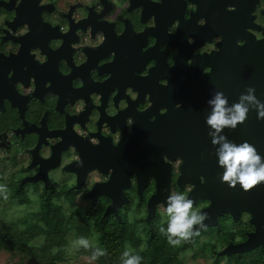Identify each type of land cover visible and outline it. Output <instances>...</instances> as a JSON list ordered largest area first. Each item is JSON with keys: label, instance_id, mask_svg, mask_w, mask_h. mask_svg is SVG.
Masks as SVG:
<instances>
[{"label": "flooded vegetation", "instance_id": "obj_1", "mask_svg": "<svg viewBox=\"0 0 264 264\" xmlns=\"http://www.w3.org/2000/svg\"><path fill=\"white\" fill-rule=\"evenodd\" d=\"M262 39L264 0H0V167L8 192L21 191L33 204L101 206L104 214L111 200L100 195L93 203L88 195L109 180L113 160L153 138V126L165 125L153 118L184 107L188 95L208 109L220 45ZM180 164L179 156L171 163L170 193L188 196L192 186L177 183ZM127 184L118 215L140 206L150 225L154 181L141 199L134 174ZM208 204L198 200L193 210ZM166 207L158 204L156 213L166 215ZM250 220L246 211L236 219L225 213L182 241L183 253L199 244L214 264H227L264 251L220 255L254 232Z\"/></svg>", "mask_w": 264, "mask_h": 264}, {"label": "water", "instance_id": "obj_2", "mask_svg": "<svg viewBox=\"0 0 264 264\" xmlns=\"http://www.w3.org/2000/svg\"><path fill=\"white\" fill-rule=\"evenodd\" d=\"M248 87L255 88L257 99L264 103V39L241 48L234 44L220 45L219 52L213 55V95L217 91L223 92L231 106L239 102L240 95L246 94ZM209 98L211 96H208ZM184 103V107L170 111L154 121L165 125L153 126V138L143 137L141 148L132 147L121 152V156L113 160L111 167L114 170L109 180L104 184L94 185L88 196L93 198V203L97 196H107L111 204L107 206L103 216L112 214L118 218V210L128 201L122 190L128 187L129 176L134 174L136 177L140 199L149 179L152 178L155 191L149 197L146 207V222L149 223L156 214L158 204L167 206L171 163L179 156L181 164L177 183L179 186H192L187 197L194 201V205L198 200L208 201V206L201 210L209 217L204 222L207 227L215 226L217 219L225 213L234 219L242 211L251 216L250 222L255 227L254 232L248 235L245 242L235 246L229 245L220 255L250 252L257 247L264 248V184L257 185L245 193L239 185L231 189L221 182L220 177L224 170L218 164V146H213L212 143L210 146V129L206 125L209 106L208 109L197 106L195 95H188ZM222 134L230 142H248L254 145L264 157V120L257 119L255 110L249 111L244 124L238 125L235 130L226 128ZM204 139L207 144L200 148V142ZM162 151L166 152V161L161 158ZM199 151L204 152L202 159ZM197 229L202 230L199 226Z\"/></svg>", "mask_w": 264, "mask_h": 264}, {"label": "trees", "instance_id": "obj_3", "mask_svg": "<svg viewBox=\"0 0 264 264\" xmlns=\"http://www.w3.org/2000/svg\"><path fill=\"white\" fill-rule=\"evenodd\" d=\"M0 181L2 176L0 175ZM12 200L19 205L27 206L31 201L21 191L11 189L9 191ZM140 207V206H139ZM132 209L129 206L124 212L116 217L103 216V207L97 208L74 207L67 215L62 207L54 203L50 198L48 201L40 202L37 212L31 213L27 219L9 225H20L22 228L5 230L0 227V251L23 252L32 256L29 243L38 235L44 237L45 247H41L40 255L56 247L57 250L50 252L46 264H57L63 256V248L66 237L72 233L76 238L81 236L95 241L96 245L105 250L106 255L93 261L95 264H122V254L126 245L130 246L133 254L141 257L140 264H183L178 258L187 246L181 242L178 246L168 243L167 236L159 231L160 227H167V221H161L156 216L146 224L141 217L140 208ZM133 217L129 218L130 214ZM162 222V223H161ZM78 253L90 256V250L78 249ZM37 256V255H36ZM264 251L262 249L249 254L246 260H230L227 264H263Z\"/></svg>", "mask_w": 264, "mask_h": 264}, {"label": "clouds", "instance_id": "obj_4", "mask_svg": "<svg viewBox=\"0 0 264 264\" xmlns=\"http://www.w3.org/2000/svg\"><path fill=\"white\" fill-rule=\"evenodd\" d=\"M191 41L192 39L189 38V42ZM204 74H206V69H204ZM210 74L211 72H208L206 75ZM255 91V88L248 87L246 94L240 95L239 102L231 106L223 92H215L208 100L211 111L206 116V125L210 129L208 135L212 145L218 146L216 149L218 164L224 170L220 177L221 182L231 189L239 185L245 193L250 192L257 185L264 184V157L258 153L254 145L248 142L240 144L230 142L222 133L226 128L235 130L238 125L244 124L250 110L256 111L258 120H264V103L257 99ZM181 107L180 104H176L177 109ZM116 146L113 145V147ZM80 166H83L82 161ZM7 192V187L0 185V196H3L5 200L8 199ZM193 205L194 201L183 193L172 192L168 195L165 209L167 227L161 226L159 231L167 236L170 245L178 246L182 241H188L194 235L199 236L200 231L197 226L200 229L207 227L204 222L209 219L208 215L198 210L194 211ZM70 245V250L80 248L90 250L91 255L88 259L92 261L106 255L105 250L99 248L95 241L83 236L71 240ZM121 259L122 264H140L141 262V257L133 254V250L128 245Z\"/></svg>", "mask_w": 264, "mask_h": 264}, {"label": "rangeland", "instance_id": "obj_5", "mask_svg": "<svg viewBox=\"0 0 264 264\" xmlns=\"http://www.w3.org/2000/svg\"><path fill=\"white\" fill-rule=\"evenodd\" d=\"M3 154L4 152H0V159H2L1 156ZM0 169L2 168L0 167ZM2 172V179H6L7 176H4L5 173L3 169L0 170V175L2 174ZM0 185H5L4 181H0ZM30 194L31 193H28V196H30ZM7 195V200H5L3 196H0V227L5 228V230H10L9 227L17 229L22 228L21 224H12H17L18 220L22 221L24 218L27 219L28 215L30 216L31 213L37 212L39 204L30 203L27 206L19 205L15 200H12L9 192H7ZM30 198L32 201H36V198L33 197V194H31ZM62 210L67 215H69L74 210V207H63ZM158 214L162 222L164 220L167 221V217L163 212H160ZM128 217H133V214L131 213ZM10 223L12 224L9 225ZM214 238H217V236H215ZM65 239L66 244L63 248V256L61 257V261L57 264H95L92 260L88 259V256H86L85 254L78 253V250H70V241L76 239V237L72 233L68 234ZM29 246H32V256H27L24 250L23 252L0 251V264H46V259L49 256L50 252H54L57 250L56 247H53L47 250L44 253V256L40 255L41 253L38 252H41L40 250L44 249L41 247L46 246V244L44 243V237L42 235H38L36 238H34L29 243ZM202 250L203 248L200 247L199 244H196L193 250H187V252L185 253L181 252L178 258L181 259L183 264H214L213 258L209 257L211 256L210 250H207V248L204 249L203 252ZM247 258H249V256H242L241 258H239V261L246 260ZM237 260L238 259H234L233 263ZM216 264H223V261H218L216 262Z\"/></svg>", "mask_w": 264, "mask_h": 264}]
</instances>
